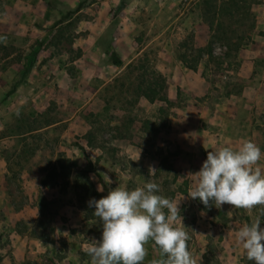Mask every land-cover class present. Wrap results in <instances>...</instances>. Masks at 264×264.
<instances>
[{
  "label": "rangeland",
  "instance_id": "374dc122",
  "mask_svg": "<svg viewBox=\"0 0 264 264\" xmlns=\"http://www.w3.org/2000/svg\"><path fill=\"white\" fill-rule=\"evenodd\" d=\"M204 1L0 0V264H91L102 224L89 200L149 181L184 196L200 264H254L236 233L264 207L187 192L211 149L252 140L264 154V4L231 15ZM185 40L212 48L208 77L204 60H178ZM145 247L142 264L162 258Z\"/></svg>",
  "mask_w": 264,
  "mask_h": 264
},
{
  "label": "clouds",
  "instance_id": "9594fccd",
  "mask_svg": "<svg viewBox=\"0 0 264 264\" xmlns=\"http://www.w3.org/2000/svg\"><path fill=\"white\" fill-rule=\"evenodd\" d=\"M262 155L261 148L252 140H244L238 147L225 145L207 151L200 169L193 173L195 182L187 192L188 197L199 199L205 207L220 208L224 204L246 210L264 207ZM150 170L155 173L154 168ZM107 183H112L110 178ZM159 192L160 186L149 181L133 189L116 186L99 199L89 200L93 215L102 224L100 239H89L84 248L91 264H142L149 241L162 254L161 259H153L151 264H200L201 257H195L188 248L190 236L180 215L179 204L184 196L174 200ZM262 217L264 211L236 233L247 259L254 264H264Z\"/></svg>",
  "mask_w": 264,
  "mask_h": 264
},
{
  "label": "trees",
  "instance_id": "16d2710c",
  "mask_svg": "<svg viewBox=\"0 0 264 264\" xmlns=\"http://www.w3.org/2000/svg\"><path fill=\"white\" fill-rule=\"evenodd\" d=\"M218 3V7H217V2ZM241 0H228V1H224V0H205L204 2L207 3L209 5V7H211V10H215V8H218V10L220 12H226V14H231L233 15L235 12L238 11V9L241 7L239 3ZM81 4V1L78 2L77 6ZM210 29V26H209ZM188 44L189 46H191L187 40L182 41L178 44L179 49L177 50V58L178 60L184 64L185 67L191 69V70H196L197 65L199 60H204V66L201 70V75L203 77H208L207 76V64L210 60H213V52H212V48L208 45L205 46H199L196 47L195 49H193V47H190V51L186 52V48L185 45ZM180 47H182L183 49L181 50ZM195 51V53L192 51ZM109 61L113 64H119L120 60L117 57V55L115 54V52H110L109 53ZM219 62V61H218ZM156 91L153 88H150V93L154 94ZM230 93V92H228ZM145 95V93H144ZM152 99V98H150ZM206 154H204V160L206 159ZM85 183L87 186H89V181L86 179Z\"/></svg>",
  "mask_w": 264,
  "mask_h": 264
},
{
  "label": "built area",
  "instance_id": "2783aa9c",
  "mask_svg": "<svg viewBox=\"0 0 264 264\" xmlns=\"http://www.w3.org/2000/svg\"><path fill=\"white\" fill-rule=\"evenodd\" d=\"M257 2H259L260 4H264V0H256Z\"/></svg>",
  "mask_w": 264,
  "mask_h": 264
}]
</instances>
